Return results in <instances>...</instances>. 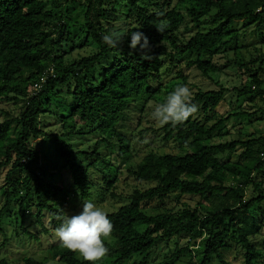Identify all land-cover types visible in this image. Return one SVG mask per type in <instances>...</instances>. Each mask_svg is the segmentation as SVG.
Instances as JSON below:
<instances>
[{
  "label": "trees",
  "instance_id": "obj_1",
  "mask_svg": "<svg viewBox=\"0 0 264 264\" xmlns=\"http://www.w3.org/2000/svg\"><path fill=\"white\" fill-rule=\"evenodd\" d=\"M74 6L82 12L84 42L79 46L67 25ZM121 7L126 11L121 40L110 48L102 37L116 31L113 24L120 20ZM240 21L261 28L264 0H0V106H18L17 116L2 112L0 122V192L5 199L0 222L17 199L16 220L20 218L18 228L24 235L37 239L24 228L25 209L30 208L36 209L41 233L56 234L68 217L67 203H83L90 199L91 190L101 186L107 191L113 188L115 179L108 180L109 174L100 168L111 166L99 149L105 144L113 153L109 141L116 138L117 158L128 174L155 186L135 190L126 204L107 213L113 229L110 241L105 242L109 249L105 258L112 259V264H127L136 257H143L141 264H147L159 242L182 236L193 248L176 249L172 261L185 256V264H211L214 259L229 264L226 254L234 241L242 252L234 256L235 263L240 254V264H264V162L260 158L264 138L250 135L245 141L227 140L231 118L251 119L253 115L240 111L216 119L225 102L224 88L217 83L216 90L198 89L192 95L203 120L195 113L180 124H161L160 140L173 143L179 154L150 151L136 162L129 140L117 130L130 106L164 102L174 88L188 86L190 70L203 77L219 73L215 58H227L230 53L233 60L227 63L244 70L237 94L250 101L254 96L262 99L264 82L259 76H264V32H260L255 57L246 63L240 58V33L233 28ZM205 24L207 30H200ZM193 28L197 31L186 38L184 34ZM134 31L148 38L150 48L145 51L150 58L129 48ZM88 41L94 44V52L73 57ZM65 44L72 47L64 54L60 50ZM66 54L72 56L69 63ZM172 71L175 78L164 85L165 72ZM35 84L38 89L33 88ZM46 114L56 118L59 133L41 129ZM94 135L99 139L90 153L75 151L69 143L73 137ZM217 138L218 143H205ZM38 139L48 144L49 159L46 152L33 147L31 142ZM94 172L102 175L101 182H95ZM56 177L63 186L55 184ZM249 189L251 196L246 200ZM175 193L199 201L180 212L146 214L151 202L161 203ZM45 216L52 229L45 226ZM137 225L144 230L140 232ZM254 237L263 240L253 244ZM51 249L61 264H85L61 244ZM23 263L43 264L31 258Z\"/></svg>",
  "mask_w": 264,
  "mask_h": 264
},
{
  "label": "rangeland",
  "instance_id": "obj_2",
  "mask_svg": "<svg viewBox=\"0 0 264 264\" xmlns=\"http://www.w3.org/2000/svg\"><path fill=\"white\" fill-rule=\"evenodd\" d=\"M70 21L68 26L74 36V43L80 45L84 42V33L82 30V12L78 6L70 8ZM121 12L120 20L113 24L115 32L122 34L123 32V19L126 11L123 7L118 9ZM107 26V23L105 24ZM187 28L191 26L186 25ZM209 26L207 24L203 25L200 30L206 31ZM233 28L240 33V58H242L246 63H249L252 58L256 55V48L259 47V35L260 32H264V24L262 27L257 25H251L248 22H235ZM197 29H192L191 33L184 34L186 38L193 35ZM183 32V27L181 28ZM66 47L61 48V52L65 54L71 49L70 44H65ZM94 44L91 41L86 42L85 46L74 51L72 56L75 58L86 57L94 52ZM72 56L66 54L65 62L69 63ZM233 60V55L230 53L227 58L216 57L215 63L221 68V71L216 74H210L209 77H203L201 74L195 70H190L188 86L192 90V95L198 90L202 91H212L216 90L215 86L217 83L222 88L226 90L225 92V102L220 107L219 113L216 119L221 115H227L228 113L244 111L247 114H252L251 119L248 117L231 118L229 121L230 135L228 136V141H245L250 135L258 136L264 129V97L262 99L254 96L253 101L245 98L244 96H239L236 92V88L240 85V77L244 70L240 71L233 65L228 64L227 61ZM167 67V65H166ZM260 79L264 82V76L260 75ZM173 78H175V72L166 73L163 76L162 83L167 85ZM175 89V88H174ZM156 102L151 101L148 105L143 106V103H137L130 106V108L123 114V117L118 125V133L122 135L125 139L129 140L131 149L135 155V161L142 159L145 154L150 151H156L157 153L163 154H179L176 146L173 143H162L159 138L161 124L154 121L151 118V110L156 105ZM61 107L63 104L58 103ZM18 106L12 104H7L6 106H0V122L3 119V113L9 112L13 116L18 115ZM52 112L56 113L55 108H51ZM196 118L198 120H203V116L196 113ZM41 129L48 133H59L60 125L57 124V120L54 116L46 114L41 118ZM216 135V134H214ZM213 135V136H214ZM99 139L98 135L85 136V137H73L70 138L69 143H71L75 151H82L90 153ZM114 147V152H111V148L107 145H102L99 149V154L105 160L106 165L110 164V169L105 168L104 165H100V168L104 172L108 173L110 177L107 179H115L114 186L110 191H107L106 187L101 186L99 189L91 190L90 199L87 201H92L100 206L106 211V213L115 212L121 206L127 203L128 197L135 191H144L151 187H154L153 183H143L136 181L128 172L125 166L121 165L119 159L117 158L118 142L116 138L109 141ZM219 139H213L212 141L205 142L206 144L218 143ZM33 147L42 152H46L48 159L51 157V153H48V144L43 143V140L38 139L31 142ZM230 160L234 161L235 157L230 156ZM46 163V161L44 160ZM85 163L87 161H84ZM46 165V164H44ZM47 168L50 169L48 165ZM93 178L95 182H101L102 175L98 173H93ZM57 186H63L61 178L56 177L53 180ZM53 182V183H54ZM2 186L0 178V187ZM111 193L115 196L112 197ZM251 196V190H247L246 200ZM20 198L23 195L19 196ZM83 203L79 200H75L74 203L69 202L65 206L68 211V217L78 214L82 208ZM199 201L198 197H190L185 195H180L178 193L171 194L163 202H151L145 208V212L148 215H158L167 213L171 210L174 212H180L185 207L194 208ZM264 204V203H263ZM5 205V199L1 196L0 192V209ZM18 210L17 199H13L11 204L8 206L6 213L2 215L0 224V262L3 261L5 264H24V259H33L43 264H61L54 257L55 254L51 247L60 244L55 233H50V236L44 235L41 232L39 225L36 223L35 213L36 209L30 208L25 209V224L24 228L34 235L37 239L32 238L30 235H24L22 230L18 228L19 220H16V211ZM254 215L259 213L257 209L253 211ZM17 221V222H16ZM46 227L52 229L50 220L48 216H45L43 220ZM137 228L141 231L144 230L142 225H137ZM263 240V237H254L251 239L253 244H259ZM110 241V240H109ZM194 244L187 237H173L166 241H161L157 244L150 252L147 257V264H185L187 262V257L181 256L178 262L172 261V255L176 249H184L189 246L191 249ZM242 252L240 251L238 245L234 241H231V250L226 254V261L229 264H240L241 256L237 257V263L233 261L234 256ZM78 258L82 259L78 254ZM143 257H136L131 262L127 264H141ZM112 259L104 258L101 264H112ZM211 264H219L215 259Z\"/></svg>",
  "mask_w": 264,
  "mask_h": 264
},
{
  "label": "clouds",
  "instance_id": "obj_3",
  "mask_svg": "<svg viewBox=\"0 0 264 264\" xmlns=\"http://www.w3.org/2000/svg\"><path fill=\"white\" fill-rule=\"evenodd\" d=\"M119 33L113 31L105 34L102 41L110 48H116L120 43ZM129 48L139 49L150 58L148 38L140 31L132 32L129 38ZM198 111L192 102V90L187 85L177 86L169 93L164 102L156 104L151 110V118L160 124H180ZM113 225L104 209L92 201L82 205L78 214L66 217L56 229L58 242L69 251L77 253L85 264H101L109 254L106 241L110 239Z\"/></svg>",
  "mask_w": 264,
  "mask_h": 264
},
{
  "label": "built area",
  "instance_id": "obj_4",
  "mask_svg": "<svg viewBox=\"0 0 264 264\" xmlns=\"http://www.w3.org/2000/svg\"><path fill=\"white\" fill-rule=\"evenodd\" d=\"M41 81H43V79H41ZM38 86L39 84H35L33 85V88L38 89ZM260 135L264 138V129L261 131ZM260 158H261V161L264 162V153L260 154Z\"/></svg>",
  "mask_w": 264,
  "mask_h": 264
}]
</instances>
